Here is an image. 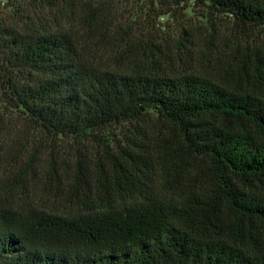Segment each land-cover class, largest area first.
<instances>
[{
	"label": "trees",
	"instance_id": "obj_1",
	"mask_svg": "<svg viewBox=\"0 0 264 264\" xmlns=\"http://www.w3.org/2000/svg\"><path fill=\"white\" fill-rule=\"evenodd\" d=\"M208 1L264 25V0ZM14 2L0 6V149L11 174L60 183L77 208L5 206L0 182V264H264V89L174 75L163 42L135 58L148 43L112 22L111 0ZM117 125L138 136L122 145L105 133ZM62 138L77 146L58 151Z\"/></svg>",
	"mask_w": 264,
	"mask_h": 264
},
{
	"label": "rangeland",
	"instance_id": "obj_2",
	"mask_svg": "<svg viewBox=\"0 0 264 264\" xmlns=\"http://www.w3.org/2000/svg\"><path fill=\"white\" fill-rule=\"evenodd\" d=\"M13 2L14 0H0V6ZM111 5L114 9L110 12L112 22L120 23L125 28L130 26L131 30L141 29L142 35L138 37L148 43H140V46L130 45L137 54L135 58H142L143 62L154 61L157 54L154 47H159V43L163 42L161 49L166 53L170 52V59L168 58L169 63L162 61V65L169 64L168 67L174 75H192L210 82H226L230 88L241 87L255 94L262 93L264 86H254L250 74L254 68L255 55L258 54L264 60L263 24L239 25L230 14L217 10L208 0H111ZM8 12L10 13V10ZM163 38L164 41H160ZM104 52V48L99 50L98 57ZM5 113L13 115L9 110ZM153 118L156 122L159 121L156 114ZM161 127L167 128L164 125ZM156 128L155 125H149L148 133H152ZM105 133L115 134L122 141V145L128 142V137L138 136L136 130L123 125L112 126ZM114 143L116 144L115 139ZM90 145L92 143L87 139L79 142V146L85 151ZM76 146L77 143L69 138L56 141L58 151H72ZM4 153L0 149V182L1 190H4L2 197L5 198L1 199V202H4L5 206L21 208L31 205L33 208L54 213L76 210L77 205L67 201V197L63 199L54 194L57 192L55 186L63 191L60 183L45 179L41 174H38L35 180L22 182V179L17 178V173L11 174L9 170L13 168V161ZM186 162L187 165L182 166H188L189 169L197 163L203 167L206 165L203 159L199 161L188 158ZM24 172L26 178L31 177V171ZM188 176L184 173L181 179H177L174 173H171L167 179L171 182L181 180L183 183ZM154 181V178L149 180L148 188L155 185ZM141 186L140 183L139 189H143L144 186ZM159 186V191L163 192L170 187L168 182L160 183Z\"/></svg>",
	"mask_w": 264,
	"mask_h": 264
}]
</instances>
